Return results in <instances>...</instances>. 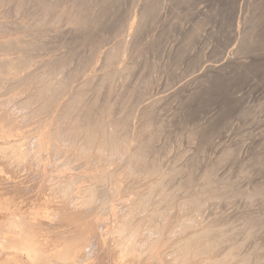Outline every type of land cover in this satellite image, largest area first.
I'll use <instances>...</instances> for the list:
<instances>
[{
  "label": "rangeland",
  "instance_id": "1",
  "mask_svg": "<svg viewBox=\"0 0 264 264\" xmlns=\"http://www.w3.org/2000/svg\"><path fill=\"white\" fill-rule=\"evenodd\" d=\"M150 1L5 0L0 3V27L2 26L0 28V42L16 38L22 40L24 38L25 40V37L28 40V36H25V26L35 18L45 15L49 16V18H60L59 27L49 29L46 32V37L40 39L42 46L36 51V55L32 56L26 69L18 71L14 68L10 72L8 71V73L0 70V111L1 108L2 110L6 108L5 111H9L7 113L16 118V121L14 120L10 124L7 123L9 121L7 118L9 117L3 116V120L0 119L1 123H3L1 126L4 124H9L10 126V129H8L9 126L7 128L1 127L0 137L1 135L2 137L3 135L5 137H10L11 135V140L17 139L13 138V136H16L19 137L20 141L27 138L28 141L25 139L26 142L24 141L25 146L23 145V149L24 147L26 149L28 144V149L26 150L30 151V157H34L32 160H35L33 162L31 159L28 160L26 164L29 165L30 163L28 168L26 167L25 172H20L17 175H11L8 172L5 174L7 171L6 167L0 165V169L2 168L1 170L5 172L4 176H1L2 180L0 181L2 183H0V189L9 188V190L16 192L24 190L25 195H23V198L20 197L23 200H19V202H25V204H22L26 205L28 202L31 203L33 201L32 203L34 204H30L32 207L34 206L35 209L37 208L36 206L41 207L36 209L35 212L37 213H40L41 210L42 213H45L47 206L48 210L52 212V208L55 207L53 205L55 204L52 200L50 201L51 198L48 199L49 196L45 190L51 184L48 180L53 177V171H55V174L61 171L66 172V176L69 174L74 176H92L111 172L114 173L116 179L118 178L116 185L120 189L119 193L115 194L116 196L113 195L111 203H113L115 211L124 213L128 202L138 197L141 192H144L150 180L159 179L161 175L163 178V173L168 172V169L174 168L173 170H177L178 173H173L163 179L164 198H181L185 192L184 190L187 188L190 194L192 193L196 198H199L197 206H199V209L202 208V211L199 213L194 204L189 206L190 214L174 209L175 212H173L170 218L173 224H181L189 215H192L197 216L199 220L202 219L206 225L207 223L215 224V222L218 223V227L221 225L225 226V224H229L228 228L236 225L234 226L236 228L232 227V230L233 228L236 230L242 227L243 221L251 218L252 223H255V228L254 235L248 241L243 239L245 236L243 231H241L242 233L239 231L232 233V230H229L231 227L227 229L226 226L225 229L229 230L227 231L229 232L227 233L228 239L219 245L215 253L219 258H222L229 249L228 247L230 249L231 246L233 247V241H235L237 246L241 245L239 244L241 240H243L244 244L241 246V250L238 251V254L241 252L240 255L252 251L254 246L257 247L258 245L262 250V248L264 249V0H157L158 8L161 9H158L159 11L151 17L152 19L149 18L145 22L136 37L135 27L136 21L138 22L139 18V14L137 13L141 11L140 8L142 6ZM80 10L83 15L91 18L90 20H93V16L100 15L97 25L92 26V28L89 26H87L88 28H81L73 24L69 25V23L67 25L68 19L72 14ZM134 21L135 23L131 26L130 23ZM117 28L118 30H116ZM245 29H249V31ZM115 31L122 33H119L120 36H116V38L114 35H117V32ZM243 31H246V33ZM131 34L132 36L134 35L133 39H131ZM243 39H245L244 42H242ZM116 41L125 43V51L116 60L115 69L117 68L119 71L121 69L120 72L124 69L127 70L126 72L124 71V76L122 72L121 78H119L121 73L119 76H116L118 78L114 77V81L111 83L113 88L108 83L102 86L92 109L98 111L107 103V106H109L107 117L109 119L120 120V118L125 119L128 116L127 114L131 115L132 118L130 116L131 120L129 119L131 123V125L129 124V133L131 136L136 134L135 130L137 127L141 128V125L150 123L151 126H148L150 128L148 133L145 134L146 131L143 136L141 135L143 138L139 137L140 133L142 134V130L140 131L137 128L139 130L137 131L139 132L138 140L143 139V146L147 148V150L145 149L146 154L149 153L148 158L150 157L149 155H153L150 158H157L158 169H160L158 171L159 174L151 178L143 176L142 178L133 179L126 176V165L122 164L125 157L121 156L124 153L119 154L121 157L117 156V154H115L117 156L115 157L113 154L114 156L110 157L111 161L109 159L110 162L105 166L103 162L104 165H101L102 163L98 159L97 162L99 163L97 164L93 150L92 153L90 149L89 151L87 150L90 154L85 151V155L78 156L73 151L75 148L69 147V149L68 145L66 146L67 152L65 156L61 157V159H66V161L67 158L70 160L67 161L69 162L67 166L68 171H56L58 168L55 165H58V162L55 165L49 164L50 157H46V155L49 156L48 152L44 154L45 152L43 151L42 154L29 139L35 136V132L43 128L42 125L45 126L42 123L40 128L35 130V127L42 121L55 122L59 116V111L58 109L55 112L52 111L47 118L46 115H38V118L34 114L35 117L31 119V115L29 116L26 108L18 107L24 103L19 104L18 102H21V100L26 101L27 97L34 100L37 99L38 103L28 108L29 111L36 112L39 104L46 99L45 96L39 97L38 93H36L39 92L40 88L47 85L46 82V85L44 83L39 85L33 82L31 87L29 86L27 89L24 85L25 79L23 77L28 75L29 77H33L40 74L44 70L43 63L47 60L56 59L55 56H58L57 58L62 57L66 62L64 70L57 76L58 79L69 77L73 74L74 69H78V75L72 83V87L74 86L72 89L80 87L82 85L80 83L90 75L91 78L95 77L96 79L92 78L95 80H93L95 83L91 85L92 88H94V85L98 87V83H101V80L97 81V79L99 77L102 78L100 75H103L106 71L105 63H103V58L105 59L103 56L105 55L102 54L106 53L112 46H117L115 44L117 43ZM1 44L0 62L8 58L11 61L13 60L14 64H18L19 60H21L20 58L25 56L18 49L9 50ZM243 45H245V48L240 49ZM96 48H99L100 52L97 51L98 53H96ZM234 48L237 50L235 49L234 51ZM100 53L102 54L100 55ZM211 65L212 67H210ZM215 67L216 72L213 70ZM200 79H202V82ZM67 96H64L62 101H65ZM91 96L92 92H89L88 98L90 99ZM163 96L166 98H162ZM17 97L19 99H16ZM139 97L140 99H138ZM144 98L148 99L144 100ZM142 99L145 103L149 104L151 102L152 104L151 111L148 112V109L146 111L148 113H145L146 116L145 114L142 116L143 111L141 110H143L142 108L145 105L144 103L140 107L143 104L141 102ZM155 100L156 103L154 105ZM125 101L128 103H125ZM137 103H139V107L137 106L136 109L134 107H136ZM138 108L140 111H138ZM11 109L15 111L13 112ZM38 119H40V122L36 125ZM139 119H142L145 123H138L142 121H139ZM14 122H16V125H14ZM146 125L143 127L147 129ZM5 129L9 132L3 134L2 132ZM15 129L16 131H14ZM11 131L12 134L10 133ZM131 131L133 132L131 133ZM8 137L7 139H9ZM145 137L146 139L149 137L153 138L149 146L146 145L147 141L144 139ZM29 142H31V145ZM135 143L139 144V142ZM135 143L131 142V148L137 146ZM148 150H151V152ZM33 152L35 154H32ZM39 157L44 162L48 161L45 159H49V163L44 164L43 162L42 164L41 160H38ZM121 158H124V160ZM63 159L62 162H64ZM71 160H74V162ZM39 162L41 163L39 164ZM83 163L84 166L82 165ZM89 163L92 164L90 165ZM203 174L207 175L206 180L202 178ZM6 175L9 176L7 177ZM10 176L16 180L11 179V181H14V184L13 181L11 183L4 182V180H9ZM18 176L21 179L25 178L19 181L20 178ZM186 181L187 183H185ZM86 183L79 184L81 186L77 185L82 187L84 184V186H87L89 183L91 184V182ZM205 184L206 186H204ZM188 185H190V188ZM107 187L109 186L107 185ZM111 187L106 190H109ZM31 193L32 196H30ZM248 194L257 195L249 202L246 198ZM45 196L47 197V201H50L49 205L45 201ZM24 198L26 199L24 200ZM42 206L46 208L44 209ZM50 206L53 207L50 208ZM161 207H164V205L162 204ZM119 213L118 215H121ZM105 214H101L102 216L96 214V218H93L94 214L93 219L91 218L93 223H96V231L98 229V232H103V230L108 231L109 227L114 226V222L112 221L114 218L109 214H106L105 217ZM103 216L106 219V226L103 224ZM99 217H102L103 223ZM241 217L244 219L242 220ZM125 218L128 219L126 216ZM95 219L96 222L94 221ZM58 222L59 224L57 225L56 223ZM71 222H64L66 223L64 224L62 220H59L53 226L43 228L42 231L46 230L44 233L41 231L42 234L47 235L49 233L47 235L49 238L47 239L50 241L47 240L48 246H45L49 249L51 246V250H47L49 254L51 252L53 254L56 249L59 250L61 244L64 248L66 242L64 239V241L61 240L62 236L71 237L74 235L75 228L82 224L81 222L77 225L78 222L75 225ZM74 222L76 223L77 221ZM68 223H71L70 226ZM71 225L72 228L74 227L73 229ZM99 225L102 231L99 230ZM49 227H53V229L57 227V230L54 229L53 231L50 228L51 232H47ZM107 231L105 232L107 233ZM53 232L58 235L56 236ZM58 232L62 233V235ZM51 236L52 238H50ZM56 237H59V241ZM108 241L104 248H107V251L101 250V246L97 250L99 247L97 245L94 246L89 241L86 243L87 248L90 249H87L90 253V258L94 259L96 256L94 262L116 264L115 259L117 258L115 256L117 255V251H114V248L110 246L112 245V240L108 239ZM55 246L59 248L55 249ZM260 249L257 257L261 255L262 259H259L260 257L257 258L259 259L257 263L261 260L262 263L258 264H264V250L261 252ZM167 251L166 253H168ZM91 255L93 256L91 257ZM105 256H108V258ZM111 260L114 261L112 262ZM146 261L142 260L139 264H151L149 260L148 262ZM162 263L167 264L165 262H161L160 264Z\"/></svg>",
  "mask_w": 264,
  "mask_h": 264
},
{
  "label": "bare ground",
  "instance_id": "2",
  "mask_svg": "<svg viewBox=\"0 0 264 264\" xmlns=\"http://www.w3.org/2000/svg\"><path fill=\"white\" fill-rule=\"evenodd\" d=\"M3 1L5 0H0V3H2ZM157 3H158L157 0H151L150 2L146 3L142 7L140 5L141 11L137 13L139 14L138 22L135 20L136 21L135 33H137L135 34L136 37L138 33L140 32L141 28L143 27V25L145 24V22L149 18L152 19L151 17L155 15V13H157L161 9V8L160 9L158 8L159 5ZM81 12L82 11L80 10V11H77L75 14H72V16L68 19L67 25L69 23V25L73 24L81 28H86L87 26L92 28V26L97 25L98 17L100 15H95L92 17L93 20H90L91 18L87 17L86 15H83ZM32 21L25 26V30H26L25 36H28L29 38L28 40L26 39L27 37L24 36L26 41L24 40V38L23 40L20 38H16L13 40H6V41L2 39L4 42L3 41L0 42V44L2 43L1 45H4L7 49L9 50L18 49L19 52L22 53V55L23 54L25 55L23 56L24 58L23 57L20 58L21 60L18 59L19 60L18 64H14L12 62L13 60L11 61V59H8V58L2 60V62H0V70H3L4 72L8 73V71L10 72L14 68L18 71L21 69H26V67L31 61L30 59L32 58V56L36 55L35 54L36 51H38V49L42 46V44L40 43V39L46 37V32H48L49 29H53V28L56 29L59 27V24H60L59 17L49 18V16L47 15L43 17L35 18ZM135 21L130 23L131 26L135 23ZM119 26H121V24H119ZM116 30H118V28ZM247 30L249 31V29ZM246 31H243V32L246 33ZM115 32H117V35H114L115 37L120 36L119 33H122V32L118 33V31H115ZM133 37L134 35L132 36L131 39H133ZM244 40L245 39H243L242 42H244ZM118 42L115 43L117 44V46L115 47L112 46L110 49L108 48L109 50L107 49L108 51L106 53L104 54H102L103 52L100 53V55L101 54L105 55L103 56L105 57V59L103 58V63H105L106 71L103 75H100L102 76V78L99 77L97 79V81L101 80L100 81L101 83H98L99 85L98 87L97 86L95 87L94 85L93 86L94 88H92L91 85L95 83L94 81L96 79L95 77H92L95 80L92 79L90 75L89 77H87V79L85 78L86 80V81L84 80L85 82L83 81L82 83H80L82 84L80 87H76L75 89H72L74 88V86L72 87V83L74 82L75 78L78 75V69H74L73 74L71 76L62 77L58 79L57 78V76H59L58 74L62 73V71L65 68V64H66L65 60L62 59V57L57 58L58 56H55L56 59L47 60L46 62H44L43 63L44 70L40 74L34 75L33 77H29V75L26 77L25 76L23 77V79H25L24 85L25 87H27V89L29 88V86L31 87V84L33 82L38 83L39 85L43 83L45 84L46 82L47 85L45 84L46 85L45 87L40 88L39 92H36L38 93L39 97L45 96L46 99L39 104V108L38 110H36V112L29 111L28 108H30L34 104H37L38 103L37 99L34 100L33 98L27 97L28 100L26 99V101L21 100L20 102L19 100H17L19 101L18 102L19 104L24 102L22 103L23 105H20L18 107H21V108L23 107V109L26 108V110L29 113V116L31 115V119L35 117V115H37V117L38 115H41V116L46 115V118H47V116L50 115L52 111L55 112V110L57 109L59 111L58 113L59 116L57 115L58 118L57 116H55V118H57L55 122L53 121L48 122L45 118L47 122L42 121L39 124L40 119H38L37 120L38 122H36V125L37 124L39 125L35 127V130L40 128V125L42 123H44L45 126L42 125L43 128L41 127L42 129H40V131L38 130V132H35V136L33 137L31 136L32 138L29 139L33 143V145L37 147L36 149H39L41 153L43 151L45 152L44 154L48 152L49 156L46 155V157L47 158L50 157V163L48 162L49 159H45V160H48L47 162L49 164L52 163L55 165L56 162H58V165H55L58 168L56 171L67 170V166L69 164V162L67 161H70V160L67 158V161H66V159L64 160L62 158L64 160V162H62L61 157L65 156L67 152L66 146L68 145V148L69 147H72V149L75 148V150L73 151L78 156L82 154L85 155L84 152L87 150L89 151V149L91 153L93 150V154H94V158H96V162L99 160V162L100 161H101L100 163L103 162L105 166L111 161L110 157L113 154L114 155L117 154L118 156L119 154L124 153L125 156L124 154L121 156L125 157V160L124 158H121V159L124 160V163L122 164L126 165V172H125L127 174L126 176L131 177L133 179L134 178L138 179L140 177L142 178L143 176L144 177L146 176L145 178H148V177L151 178L159 174L158 171H160V169H158L157 158H150L151 156L153 157V155H149L150 157L148 158L149 153L146 154L147 152L145 151V149L147 150V148L143 146L144 144V142L142 143L143 139L138 140V138L141 135L143 136V134L146 131L147 132L145 134L148 133V131L150 130L149 127L151 126L150 123L149 124L146 123L147 125L144 124L147 127L149 126L147 129L143 127L144 125H141V128L143 127V129L137 127L140 131L142 130L141 131L142 134L140 133V135H139V132H137L139 130H137V128L135 127L136 134L134 133L135 135L131 136L129 133L130 125H131V123L129 122V119L131 120L132 118L131 115L127 114L128 116L125 117V119L120 118V120L109 119L107 117V111L109 109V106H107L108 105L107 103H105L104 106H102L101 109L98 111L92 109L95 105L97 94L99 90L102 88V86L108 83L109 86H112L113 88V85H111V83L114 81V77L119 76L121 73V76L119 77L121 78L122 72L124 76V73L127 70V69H124L122 72H120L121 69L120 71L117 70V68L115 69L116 60L120 56H122V54L125 51V43H123L122 41H121L122 43L121 42L118 43ZM245 45L240 47V49L245 48L244 47ZM128 48H129V45H128ZM98 49L96 48V53H98L97 51L100 50ZM235 49L236 48H234V51ZM239 50L238 52L240 53ZM103 67H104V64H103ZM210 67H212V65ZM215 69L216 67L213 70L215 71ZM200 81L202 82V79H200ZM90 86H91V89H90ZM89 92L90 93L92 92V96L90 99L88 98ZM64 96H67V98L65 101H62L64 99ZM164 97L165 96H163L162 98ZM141 98H143V96H141ZM16 99H19V98L17 97ZM92 99H93V102H92ZM138 99H140V97ZM147 99L144 98V100H147ZM141 102L143 104L140 107H142L145 103L143 99ZM125 103H128V102L125 101ZM155 103H156V100L153 104L155 105ZM138 104L139 103H137L135 105L136 107L134 108L137 109V106L139 107ZM146 104L147 103H145V105L143 106L142 108L143 110H141L143 111L142 116L145 113H148L149 111H151L150 110V108H152L151 102H149V104L147 105ZM121 108H122V104H121ZM5 109L2 110L1 108L0 119L3 120L2 119L3 116H6V118L9 117L7 118V120H9L7 123L10 124L16 118L11 116V114L9 115L8 114L9 111H5ZM128 110L130 109L128 108ZM147 110L148 112H146ZM138 111H140L139 108H138ZM26 116H27V113H26ZM1 120H0V132L2 131L3 127L7 128V126H9V124L8 125L4 124L5 126L4 125L1 126V124H3L1 123ZM140 120L142 119H139V121ZM142 122L145 123V121L143 120L138 123L143 124ZM14 125H16V122H14ZM8 129H10V126ZM12 131H13V128H12ZM12 131L10 132L11 134H12ZM14 131H16V129ZM6 132L8 133L9 131L5 129V131L2 133L4 134ZM132 132L133 131H131V133ZM142 136L140 138H143ZM7 137H5L4 135L3 137L2 135L0 137V165L2 166L4 165V167H6L7 169L6 173L4 172V170H1L2 168L0 169V180H2L1 176L2 175L4 176V173L7 174V172L8 174H11V175L12 174L17 175L20 172L21 173L25 172L24 170L26 169V167L28 168V166L30 165V163L29 165H26L28 163V160L34 159L33 156H32L33 158L30 157V154H31L30 151L26 150L28 149L27 148L28 144H27L26 149L25 147L23 149V145L26 142L25 139L28 141L27 138H24V140L20 141L19 137H16V136L15 137L13 136V138H17L18 140L17 139L11 140L10 139L11 135L10 137H8L9 139H7ZM146 137L144 139L147 141L146 145L149 146V143L153 141V138L149 137L148 138L149 141H148ZM31 142H29L30 145H31ZM131 142L133 143L139 142V144L135 143L137 146H133V148H131ZM141 143H142V147H141ZM31 151H33V149H31ZM148 151L151 152V150H148ZM34 152L32 154L36 153ZM117 156L115 155V157ZM40 157L38 158V160H41ZM73 157L75 158V156ZM35 158L37 157L35 156ZM33 161L35 160H32V162ZM71 161L74 162V160H71ZM41 162L43 164L44 162L43 159L41 160ZM41 162H39V164ZM45 162L44 164H47V162L46 163ZM99 162H97V164ZM103 163L101 165H104ZM49 164H48V167H49ZM89 164L91 165L92 163H89ZM82 165L84 166V163ZM31 166H32V163H31ZM41 166H38V167H41ZM173 169L171 170L168 169V172L163 173V178L161 177L162 176L161 175L159 179L150 180V182L146 186V190L145 191L143 190L144 192H141V194L138 197L128 202L126 206L127 208L124 210V213L120 212L121 215H118L119 211H115L114 205L113 203H111L113 195H115L116 193H119V190H120L117 188V185H116V183L118 182L117 181L118 178L116 179L114 173H111V172H106V173L104 172L102 174L98 173L99 175L96 174L92 176L90 175L89 176H82V175L74 176L71 174L66 176L65 175L66 172L61 171L62 173L56 172L55 174V171H53L55 175L52 173L53 177H51L50 179L48 178L49 179L48 182H50L51 184L46 188V190L44 189L46 191V194L49 196L48 199L51 198L50 201L52 200L53 203L55 204L53 205L55 207L52 206L53 208L50 206V208L53 209L52 212L48 210V206H47V211L45 213H42V210L40 213H37L35 212L36 209L41 208V207L36 206L37 207L36 209L34 206L32 207L30 204L33 201H31V203L27 201L29 205L28 203L26 205H23L25 204V202H22L23 204L19 202V200H23V199H20V197L23 198V195H25L23 192L24 190L23 191L20 190L16 192V191L9 190V188L0 189V264H101V262L100 263L96 261L94 262V259L96 256L94 257V259L90 258V253L87 251V249L89 248H87L88 246L86 243L89 241L90 243H93L94 246L97 245L99 247L97 250H99L101 246L102 247L101 250H102L105 248V245L108 239L112 240V245L110 246L114 248V251H117L116 253L117 257L115 256V258H117L115 259L116 264H139L140 262H142V260H145V261L147 260L146 262H148L149 260V263L151 264H158V263L160 264L161 262H165L167 264H258L260 263L261 260L260 262L257 263L259 259H262L261 255L257 257V255H259V252H258L260 249L259 245L257 247L254 246L252 251L247 249L250 252L244 255H240L241 252L238 254V251L241 250L240 248L244 244L242 242L243 240L241 239L239 243L241 245L236 246L235 241H233L234 244L232 243L233 247L231 245H228V246H231V249L230 247H228L229 249L227 250V252H225L222 258H219L218 255H216L215 250L219 247V245L223 241L228 239L227 233L229 232L227 231L232 230V227L236 226V225H232L233 223L231 224L232 226H230L231 229H229L230 227L228 228L229 224L227 225L225 224V226L221 225L220 227H218L217 222H215V224L217 225H215L214 223L213 224L207 223L206 225V223H203L202 219L199 220L197 216H192V215H189V217L181 224H177V223L173 224L171 222L170 218L173 212H175L174 209L178 211H182V212H188L190 214L189 206H192L194 204L196 205L199 213L202 211V208L199 209V206H197V204H199L198 202L199 198H196V196L192 193L190 194V191L187 190V188L186 190H184L185 192L183 193V196L181 198H177V197H171L169 199L164 198L165 192H164V189L162 188L163 179L164 177H167L173 173H178L177 170L174 171ZM49 173L51 174V172ZM37 176L39 177V175ZM27 177H28V174H27ZM43 177L46 178L45 176ZM9 178H10L9 179L10 181L4 180V182L11 183L14 180V177L12 176H10ZM18 178H20V176H18ZM202 178L206 180L207 175L203 174ZM11 179L13 180L11 181ZM22 179L20 178L19 181ZM14 181H13V184H14ZM187 181L185 183H187ZM85 182L87 183L91 182V184L89 183L90 185L88 184L87 186H84L85 185L84 184L82 185V187H79L81 186L79 184H82ZM0 183L2 182L0 181ZM107 185L109 187L110 186L112 187L109 190H106L109 188L107 187ZM189 186L190 185H188V187ZM204 186H206V184ZM40 192L42 191L40 190ZM43 195H44V192H43ZM155 195L156 197L153 198V196ZM256 195L257 194H253V195L248 194L246 198L250 202V200L256 197ZM30 196H32V193ZM25 199L26 198H24V200ZM45 201H47V197L45 198ZM49 202L47 201L46 203L48 204ZM162 204L164 205V207H161ZM42 208L44 207L42 206ZM103 213L109 214L114 218L112 220L114 222L113 224L114 226L109 227V229L105 227L106 229H108V231L105 230L107 231V233L104 230L103 232H98V229L96 231L97 225H95L96 223L94 224L93 220H91L94 214L95 216L93 218H96L97 215L102 216L101 214ZM106 214H105V217H106ZM125 216L128 217V219L125 218ZM243 217H241L242 220L244 218L246 219V217L244 218ZM99 219H102V217L101 218L99 217ZM248 219L251 220V218H248ZM248 219H246L247 221H243L244 224L242 225V227L237 228L236 230H234V228H236L234 227L232 230V233L234 231H237V232L243 231L245 235L243 239L247 241L254 235V228H255L254 226L255 223L253 224L252 220L250 221ZM59 220H62L63 223L73 221L71 223L75 225L78 222L79 223L77 225H79L81 222L82 224H80L77 228H75L74 235H72L71 237L62 236V239L60 238L61 240L64 239L65 242L67 243L66 244L64 242L65 243L64 248L62 247V244H61L62 249L60 248L61 250L60 249L57 250L56 248L60 247L58 245L59 243L58 242L57 245L59 247L55 246L56 251L54 250L55 252L53 254L50 251L51 254H49L47 250H51V246H50V249L45 247L47 245V240H48L47 238H49L47 235L49 233L47 235H44L42 234V232L44 233L46 229L44 231L42 230L45 227H48L51 225L53 226V224H55ZM74 221H77V222L75 223ZM94 221L96 222V219ZM101 221L103 223V219ZM105 222H106V219L104 218V223H103L104 225H105ZM56 224L58 225L59 222ZM70 224L68 223L69 226ZM225 227L229 230H226ZM50 228L53 231L54 229H56V228L53 229V227H49L47 229V232H51ZM71 228H72V225H71ZM100 229L102 228L99 225V230ZM67 232H71V231H67ZM141 233L143 234L141 235ZM59 234L62 235V233H59ZM59 237H56V239L58 240ZM50 238H52V236ZM51 240H54V239H51ZM50 243H53V242H50ZM52 248H54V246H52ZM165 249L168 250L167 251L168 253H166ZM104 250L107 251L108 249L106 248ZM262 250L264 249L262 248ZM101 255L103 254L101 253ZM92 256L93 255H91V257ZM105 257L108 258V256H105ZM263 262H264V259H263Z\"/></svg>",
  "mask_w": 264,
  "mask_h": 264
}]
</instances>
